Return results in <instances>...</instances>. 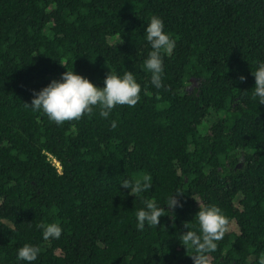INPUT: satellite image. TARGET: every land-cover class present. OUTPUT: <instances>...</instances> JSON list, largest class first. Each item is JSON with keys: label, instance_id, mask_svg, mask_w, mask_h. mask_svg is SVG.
<instances>
[{"label": "trees", "instance_id": "obj_1", "mask_svg": "<svg viewBox=\"0 0 264 264\" xmlns=\"http://www.w3.org/2000/svg\"><path fill=\"white\" fill-rule=\"evenodd\" d=\"M154 15L176 40L160 89L143 67ZM260 61L264 0H0V264H17L26 243L40 249L35 264H193L180 235L198 229L205 205L229 221L210 264H259L264 105L250 71ZM72 69L100 87L131 71L141 98L61 125L25 106ZM144 173L153 188L140 199L120 187ZM143 200L166 212L138 231ZM52 222L62 235L44 240L37 225Z\"/></svg>", "mask_w": 264, "mask_h": 264}, {"label": "clouds", "instance_id": "obj_2", "mask_svg": "<svg viewBox=\"0 0 264 264\" xmlns=\"http://www.w3.org/2000/svg\"><path fill=\"white\" fill-rule=\"evenodd\" d=\"M144 38L150 51L143 61V67L150 73V83L156 88L163 87L162 76L164 73L163 57L170 55L176 47V40L165 31L163 20L158 16H152L144 27ZM254 77V86L251 88L252 98L257 104L264 105V61L256 64L255 70L250 71ZM240 81L245 77L240 76ZM141 85L131 71H126L123 75L109 72L104 80L103 86H96L72 70L61 73L59 80H52L47 86L39 91L33 90L31 103L25 104L32 111L43 112L50 121L57 125L65 121H78L84 115L91 114L94 107L99 108V115L107 119L112 110L117 105L134 107L140 100ZM111 126L116 127L113 121ZM120 187L127 190V194L133 195L135 199H140L143 194L148 193L153 188V177L144 173L135 180L125 179L120 183ZM180 192H174L165 202L167 211L172 219H175V209L182 207L178 196ZM143 207L137 209L135 213L136 228L143 231L145 226L157 227L160 217L165 216V207H161L154 201L143 200ZM197 230L187 229L181 234L180 244L185 250H191L193 264H210L209 256L217 250V242L223 239L228 230L229 221L224 216L222 210L215 205L199 206L195 215ZM42 232L44 240H58L63 232L60 224L56 222L37 225ZM40 249L31 244H24L16 252L17 264H35L38 259ZM264 264V259L259 261Z\"/></svg>", "mask_w": 264, "mask_h": 264}]
</instances>
